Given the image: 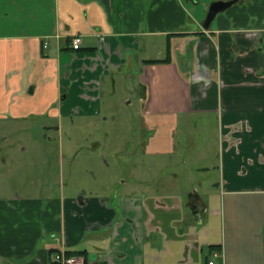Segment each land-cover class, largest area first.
Wrapping results in <instances>:
<instances>
[{"label": "crops", "instance_id": "obj_1", "mask_svg": "<svg viewBox=\"0 0 264 264\" xmlns=\"http://www.w3.org/2000/svg\"><path fill=\"white\" fill-rule=\"evenodd\" d=\"M217 1L232 0H0V120L95 113L107 77L129 65L152 133L144 151L176 153L186 114V135L213 120L220 156L215 187L188 202L141 180L110 201L69 185L2 197L0 264H52L60 251L83 264H206L216 252V264H264V0H236L205 29ZM168 42L171 62L147 63Z\"/></svg>", "mask_w": 264, "mask_h": 264}, {"label": "rangeland", "instance_id": "obj_2", "mask_svg": "<svg viewBox=\"0 0 264 264\" xmlns=\"http://www.w3.org/2000/svg\"><path fill=\"white\" fill-rule=\"evenodd\" d=\"M178 51L186 53L188 49L180 46ZM131 71L126 65L107 77L97 112L90 115L63 120L46 116L0 120V198L60 196L61 188L69 185L66 193L73 191L79 196L82 190L91 193V189L96 195H109L110 201L113 195L118 199L117 192L145 189L135 180L152 182L146 186L156 193L185 192L186 202L189 193L213 189L218 179L214 167H219L220 161L218 144H213V120L205 123V130H199L197 122L200 127L203 122L195 118L192 132L186 135V114H181L179 150L171 155L146 153L144 146L152 133L142 130L144 105L139 102L138 79L132 78ZM208 142L207 157L200 147ZM196 165L204 169L198 170ZM188 212L191 215L192 210ZM255 249L256 243L245 254L256 253Z\"/></svg>", "mask_w": 264, "mask_h": 264}, {"label": "built area", "instance_id": "obj_3", "mask_svg": "<svg viewBox=\"0 0 264 264\" xmlns=\"http://www.w3.org/2000/svg\"><path fill=\"white\" fill-rule=\"evenodd\" d=\"M82 46V38L80 36H74L72 39L71 47L74 50H79ZM224 259L223 254L219 252L214 253L213 260L209 261V264H216L219 259ZM52 264H83L82 261L75 255H68L65 251L54 253L50 256Z\"/></svg>", "mask_w": 264, "mask_h": 264}, {"label": "water", "instance_id": "obj_4", "mask_svg": "<svg viewBox=\"0 0 264 264\" xmlns=\"http://www.w3.org/2000/svg\"><path fill=\"white\" fill-rule=\"evenodd\" d=\"M235 3H236V0L227 1V2L217 1V2L212 3L209 7L207 18H206V21L204 24L205 29L210 26L212 21L215 19V17L219 13L224 12L226 9H228L229 7H231Z\"/></svg>", "mask_w": 264, "mask_h": 264}, {"label": "trees", "instance_id": "obj_5", "mask_svg": "<svg viewBox=\"0 0 264 264\" xmlns=\"http://www.w3.org/2000/svg\"><path fill=\"white\" fill-rule=\"evenodd\" d=\"M171 62V45L170 43L168 42L167 45H166V55L163 59L161 60H150V61H147V63H150V64H155V63H161V64H168ZM215 246H210V249L214 248ZM219 249H220V246H219ZM57 252V251H55ZM61 252V251H60ZM66 253L68 255H79L81 253H76V252H71V251H66ZM208 259V257H207ZM206 264H209V261H206Z\"/></svg>", "mask_w": 264, "mask_h": 264}]
</instances>
